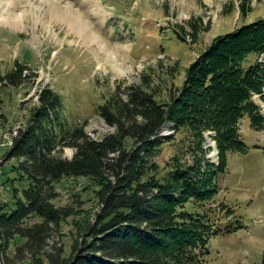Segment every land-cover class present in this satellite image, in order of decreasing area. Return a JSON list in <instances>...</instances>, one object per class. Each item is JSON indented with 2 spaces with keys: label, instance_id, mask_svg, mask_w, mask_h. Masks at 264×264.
Here are the masks:
<instances>
[{
  "label": "trees",
  "instance_id": "16d2710c",
  "mask_svg": "<svg viewBox=\"0 0 264 264\" xmlns=\"http://www.w3.org/2000/svg\"><path fill=\"white\" fill-rule=\"evenodd\" d=\"M262 55L264 19L216 36L166 97L165 90L143 85L106 96L97 113L114 130L101 138L87 133L85 124H69L57 89L39 92L29 121L0 161L3 172L16 160L14 175L1 183L12 197L0 199V264H211V238L244 228L237 209L217 197L218 179L228 170L229 152H248L245 118L253 129L264 128L256 100H264ZM16 65L6 73L0 68V121L3 87L31 79L27 65ZM169 128L190 137L185 151H194L191 158L159 161L176 137L163 134ZM207 131L217 142L218 162L204 157ZM68 146L75 149L70 159L63 156ZM65 177H86L87 190L98 187L94 221V207L75 211L55 204ZM84 212L85 224L66 255L56 231Z\"/></svg>",
  "mask_w": 264,
  "mask_h": 264
},
{
  "label": "rangeland",
  "instance_id": "374dc122",
  "mask_svg": "<svg viewBox=\"0 0 264 264\" xmlns=\"http://www.w3.org/2000/svg\"><path fill=\"white\" fill-rule=\"evenodd\" d=\"M16 15L22 16L21 22L7 24ZM258 19H264V0H0V68L6 73L20 61L31 77L21 86L2 89L5 119L0 121V161L46 87L64 97L70 125L85 124L87 133L101 138L114 130L97 113L106 96L143 85L165 90L161 97H166L174 82L182 84L186 69L213 38ZM260 59L264 61V55ZM114 63L128 71L116 70ZM256 100L264 114V100L260 96ZM241 130L248 152H229L217 197L237 209L244 228L211 238V264H262L264 260V128L253 129L246 117ZM172 132L176 137L165 144L159 157L162 164L173 156L194 153L185 151L190 142L186 133ZM205 133L210 137L203 145L204 157L218 162L217 142L211 132ZM74 154L73 147L64 149V157ZM15 162L5 163L0 185L14 175ZM89 184L86 177L63 178L57 184L55 204L75 211L94 207L90 215L94 221L100 209L98 187L87 190ZM3 187L0 199L11 198V191ZM85 218V212L73 215L56 231L66 255Z\"/></svg>",
  "mask_w": 264,
  "mask_h": 264
},
{
  "label": "bare ground",
  "instance_id": "6f19581e",
  "mask_svg": "<svg viewBox=\"0 0 264 264\" xmlns=\"http://www.w3.org/2000/svg\"><path fill=\"white\" fill-rule=\"evenodd\" d=\"M57 6V5H56ZM57 7H59V6H57ZM11 18H12V16H11ZM14 19V18H13ZM13 19H10L9 21H7V24H10V25H14V26H17L20 22H21V19H22V16H20V15H16V17H15V19L13 20ZM88 23V22H87ZM86 24V23H85ZM88 25V24H87ZM86 26V25H85ZM88 27V26H87ZM73 28V27H72ZM74 29V28H73ZM82 29V28H81ZM80 29V30H81ZM90 29V28H89ZM83 30V29H82ZM79 31V30H78ZM91 31H93V29H91ZM90 31V32H91ZM94 32V31H93ZM80 34V33H79ZM95 37V36H94ZM98 39H99V37H98ZM97 41V40H96ZM115 58H116V56H115ZM116 60H118V59H116ZM117 64V65H116ZM119 64L118 63H114V66H115V69L116 70H119V71H128V70H123L122 69V67L121 66H118ZM120 68V69H119ZM174 129H165L164 131H163V134L164 135H169V134H172Z\"/></svg>",
  "mask_w": 264,
  "mask_h": 264
}]
</instances>
